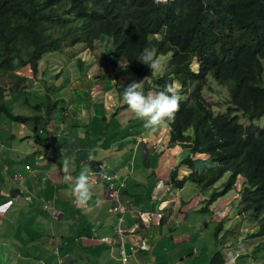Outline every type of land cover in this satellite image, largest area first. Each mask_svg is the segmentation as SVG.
<instances>
[{
	"label": "crops",
	"instance_id": "0c3cea01",
	"mask_svg": "<svg viewBox=\"0 0 264 264\" xmlns=\"http://www.w3.org/2000/svg\"><path fill=\"white\" fill-rule=\"evenodd\" d=\"M29 78L26 83L31 81ZM22 96L10 95L8 104L21 103ZM34 96L39 99L41 95ZM104 96L109 109L115 103L113 95ZM28 99L24 101L33 109L44 107L38 99ZM48 112L44 110L47 115L43 127L33 129L32 135L28 134L31 125L25 132L28 122L24 119L10 118L8 122L0 115V131L5 129L0 134V264H224L223 254L235 253L241 236L246 245L243 253L264 239L263 235L251 234L258 218L252 222V216L238 210L240 174L237 188L216 198H211L212 187L200 188L191 180L176 183L186 174L178 163L190 151L169 139L167 123L153 131L143 128L142 121L137 128L132 126L136 130L126 128V132L107 141L101 127L74 124L76 127L68 128L63 124L58 128ZM13 120L21 122L18 130ZM51 137L57 142L47 144ZM123 154L127 162L119 165V174L110 161ZM89 155L94 160L89 161ZM61 156L74 158L73 176L79 174L81 165L90 166L93 195L86 203H78L70 185L64 183ZM130 162L132 168L128 170ZM196 164L204 167L210 165V160H195ZM145 166L147 173L140 175L149 181L142 193L137 186L133 189L137 177L131 183L129 179L136 169L141 171ZM101 170L115 177L102 179L98 176ZM16 172H21L20 180L14 176ZM225 176L227 173L213 187L220 185ZM113 192L134 210L123 212L121 221L114 209ZM210 222L214 223L213 237H200L205 232L202 226L207 228ZM214 239L213 254L207 256ZM216 251L221 258L213 259Z\"/></svg>",
	"mask_w": 264,
	"mask_h": 264
},
{
	"label": "trees",
	"instance_id": "16d2710c",
	"mask_svg": "<svg viewBox=\"0 0 264 264\" xmlns=\"http://www.w3.org/2000/svg\"><path fill=\"white\" fill-rule=\"evenodd\" d=\"M107 41L110 52L104 53ZM78 43L141 76L147 72L138 60L144 49L169 54L145 91H160L171 80L182 85L185 96L167 124L169 139L190 148L183 159L190 171L176 183L212 187L216 198L240 174L238 210L258 218L251 234L263 235L264 123L255 119L264 115V0H169L160 6L153 0H0V75L12 79L0 86V115L27 118L12 113L4 96L27 86L29 76L16 70L28 65L36 75L44 53ZM69 57L83 62L81 53ZM210 78L227 87L224 111H215L203 94ZM204 158L210 165L199 172L194 162ZM226 173L221 189L213 187ZM219 258L216 251L213 259Z\"/></svg>",
	"mask_w": 264,
	"mask_h": 264
},
{
	"label": "rangeland",
	"instance_id": "374dc122",
	"mask_svg": "<svg viewBox=\"0 0 264 264\" xmlns=\"http://www.w3.org/2000/svg\"><path fill=\"white\" fill-rule=\"evenodd\" d=\"M110 47L111 41H107L102 46L101 50L104 51V53H107L110 52ZM70 53H81L83 62L81 63L77 59L69 57ZM95 55L96 54H90L89 49L83 46V44L81 45V43L65 45L63 51H51L43 54L39 61L40 63L36 75H31V70L28 65L23 66L15 71L16 73L29 76L30 78L28 80L31 81L28 83H26V80L23 81L27 85L24 91L8 90V94L4 96L6 100H9L10 95H13L15 98L16 95H23V100H21V103L10 102L9 106L13 107L12 104H14L12 109L14 113L27 116L28 114L33 115L23 120L28 122L25 124V132H27L29 125L32 126V129L28 131V134L30 135H32L33 129L38 130L40 127H43L45 124L44 118L47 115L44 113V110L49 111L48 113H51L52 122L54 121L55 124H58V128H60L63 124H65V127L68 128L76 127L74 124H86L88 127H101L100 130L103 131V139L107 141L110 140L111 137H116L126 132V128H129L130 130H136V128L141 125L142 120L136 118L135 115L128 109L126 103L122 99V94L124 87L131 82V79L142 80L146 76L150 77L152 75L151 69L144 64L147 68V72L141 76L131 71L128 66L125 69L122 68L121 65L115 66L111 63L108 64L104 60L100 59V56L97 57ZM156 57L161 60V70H163L165 67L164 65L169 59V54L157 55ZM122 65L126 66L125 64ZM160 72L153 76H157ZM153 76H151L149 80L145 82L144 88L149 83H151ZM210 80H208V84L204 85L203 94L212 104V107L215 111H224L226 108V103L224 100L228 97L227 87L213 81L211 78ZM11 83V77L0 75V86L8 87ZM209 84H211V86H209ZM148 90L156 92V90H154L152 87L146 91ZM34 95L41 96H38V99L36 98L37 96ZM73 95L75 96V102L72 101ZM78 95H82V98H80ZM104 95H113V101H115V103L112 104L109 109H107L104 104ZM27 96L30 99H28V101L36 102L35 100L38 99V102H40L38 104L44 107L41 108V110H38L35 107L33 109L31 105H27V103L24 101L25 97L28 98ZM182 96L184 97L185 95ZM128 117H130V120H127ZM1 119H6L8 122L10 120V118L6 115H1ZM120 119L123 120L120 121ZM37 121H39V124H36ZM255 122L262 125L264 123V115L258 119H255ZM95 123L97 125H95ZM134 124L136 128L132 127ZM12 125L16 130H18L21 126V122L14 121ZM189 131L191 132L190 127L185 131V133H188ZM4 132L5 129L0 131V134ZM139 134L140 133H137V136ZM36 135L39 138L41 137L40 133H36ZM144 137H146L145 134L143 138ZM62 139L63 137H61L59 141H62ZM52 140L53 142H57L55 137H51L47 140V144H50ZM187 149L190 151V148L187 147ZM124 155L125 154L118 156L114 160L110 161L114 165V167L112 166L114 169H117L119 165L127 162V160L124 158ZM198 155L201 154L199 153ZM183 159H181L178 165L180 164L181 168H185V171L184 169L182 171L186 172L187 174L190 171V168L186 163L183 162ZM128 165L129 166H127V169L129 170L132 168L131 162L128 163ZM135 165L137 166L138 164L135 163ZM203 165L204 167L199 164L194 166L196 170L202 172L204 169H206V167L209 166L206 164ZM146 169V166L144 170L141 171L136 169L135 175L132 176L133 178L130 177L129 179V183H131L135 180V177H137L136 181H134L135 184H133V189L135 190V187L137 186L136 189L140 188L142 193L146 192V187L149 180L147 178L146 180H143L140 173L146 174ZM138 170L139 172H137ZM115 172L122 174V171L119 169H117ZM225 178H227V176H225ZM225 178L223 177L224 182L226 180ZM221 184H218L217 187L220 188ZM238 186L240 187V183H238ZM235 188H237L236 181L233 184V187H231L229 190ZM116 214L117 219L119 218L118 216L124 215V213L118 211ZM250 220L254 222L256 218L253 217ZM256 221H258V219ZM247 222L249 221H246V223ZM208 225L209 226L207 228H204L205 225L202 226L203 231L205 232L203 234H199L200 237L209 236L210 239L213 237V235H211V231L214 228V223L210 222ZM250 233L251 232L248 231L247 235L250 236ZM216 240L217 239H214V244L212 248L208 250L210 253H208L207 256H211L213 254V251L211 250L214 248ZM254 262L257 264H264V239L259 243L257 242L256 246H254L252 250L250 249L247 251V253L240 254L236 264H253Z\"/></svg>",
	"mask_w": 264,
	"mask_h": 264
},
{
	"label": "clouds",
	"instance_id": "9594fccd",
	"mask_svg": "<svg viewBox=\"0 0 264 264\" xmlns=\"http://www.w3.org/2000/svg\"><path fill=\"white\" fill-rule=\"evenodd\" d=\"M153 3L157 6L167 5L169 0H153ZM138 60L151 69V76L161 71L162 62L152 50L144 49ZM121 67L126 69L127 66L121 64ZM150 77L146 76L142 80L131 79V82L123 89L122 99L135 117L144 122V128L155 131L166 123L175 120V115L179 111L183 99L181 95L182 85L179 81L171 80L160 91H145L144 84ZM88 159L92 161L94 157L89 155ZM61 164L63 181L70 185L71 194L78 203H86L93 195L92 180L89 176L90 166L88 164L81 165L79 174L73 176L72 173L76 168L74 158L61 156ZM244 240V236L239 238L238 250L235 253L223 254L224 264H236L239 255L245 251Z\"/></svg>",
	"mask_w": 264,
	"mask_h": 264
},
{
	"label": "built area",
	"instance_id": "2783aa9c",
	"mask_svg": "<svg viewBox=\"0 0 264 264\" xmlns=\"http://www.w3.org/2000/svg\"><path fill=\"white\" fill-rule=\"evenodd\" d=\"M101 166V165H100ZM16 178H18L20 180V178L22 177V174L21 172H16L15 175H14ZM99 177H101L102 179H107V180H112V178L115 177V174L114 173H107L105 171H100L99 174H98ZM112 187V186H111ZM113 191L116 192V188L115 187H112ZM19 192L21 189H18ZM115 192H113V195H114V209L118 212H125L127 209H130L131 211L134 212V210H132L129 206H127V204L122 200V198L119 197V195H117ZM57 213V212H56ZM123 219V215H121L119 217V220L121 221ZM117 231L118 233L122 234L123 231L121 228H119L117 226ZM142 246H145V243L142 241ZM256 264V263H255Z\"/></svg>",
	"mask_w": 264,
	"mask_h": 264
}]
</instances>
